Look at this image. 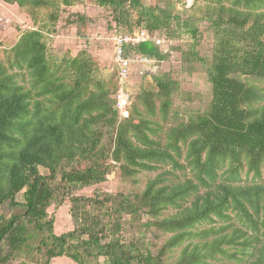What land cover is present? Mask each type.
I'll list each match as a JSON object with an SVG mask.
<instances>
[{
  "label": "trees",
  "instance_id": "1",
  "mask_svg": "<svg viewBox=\"0 0 264 264\" xmlns=\"http://www.w3.org/2000/svg\"><path fill=\"white\" fill-rule=\"evenodd\" d=\"M1 1L16 5L37 28L23 31L0 61V204L22 210L0 215V264L20 252L37 264L56 257L75 264H165L177 248L173 264H264V92L254 84H264V0L206 6L210 101L202 113L174 124L167 121L177 82L152 78V89H140L128 117L118 120L114 86L97 77L90 55L49 59L45 35L61 8L77 0ZM95 2L110 9L126 30L121 35L165 31L178 20L136 0ZM129 53L156 62L166 57L151 40L127 46ZM183 56L197 54L191 48ZM112 162L132 184L142 172L168 170L139 192L70 195L102 183ZM173 171L188 176L168 179ZM242 171L251 174L249 182H241ZM65 199L72 229L56 235L46 209ZM146 232L168 237L155 247Z\"/></svg>",
  "mask_w": 264,
  "mask_h": 264
},
{
  "label": "rangeland",
  "instance_id": "2",
  "mask_svg": "<svg viewBox=\"0 0 264 264\" xmlns=\"http://www.w3.org/2000/svg\"><path fill=\"white\" fill-rule=\"evenodd\" d=\"M145 7L158 6L168 10L172 15H177L178 20L170 25V28L161 32H147V37L156 43L157 47L166 53V57L152 65L130 63L126 90L132 99L142 88L152 89V78L171 79L178 84L177 91L172 97L171 111L167 124L185 121L202 113L210 101V85L206 78V68L210 63L212 49V32L209 22L204 18L206 6L213 0H136ZM80 16L82 20H76ZM131 21L134 23L136 12L130 11ZM186 21L190 28L195 29L196 35L192 37L188 27L183 25ZM28 15L20 11L16 5L5 4L0 0V61L3 60L5 51L11 48L19 35L26 30L36 29ZM139 31V30H138ZM126 33L112 18L110 9L100 7L95 0H77L72 6L62 7L53 32L45 35L47 56L50 60L59 63L65 57H74L80 51L90 55L96 66V75L112 89L114 86V37ZM173 34V37H172ZM193 49L197 57L185 59L184 53L189 54ZM19 79V78H18ZM251 82L250 79H243ZM264 92V84L254 82ZM133 101V100H132ZM132 103V102H131ZM182 162V161H180ZM168 170L163 166L155 172H142L136 176L137 183L132 184L123 179L118 172L117 165L112 162V167L105 180L97 185L82 189H73L70 195L90 197L95 191L109 194L119 192L133 193L143 189L145 182L153 178L157 173ZM40 173L46 174L42 169ZM179 171H173L172 175H166L171 180H181L184 177ZM251 174L246 176L241 172V182L250 181ZM264 181V174L261 179ZM20 191L15 196L16 202H22ZM19 207L10 208L7 202L0 204V215L21 214ZM46 213L53 219L52 230L60 235L72 229L68 215L67 199L61 205L51 204ZM133 233L127 229L126 239L132 238ZM151 233L145 234L148 243L161 246L168 235H159L154 238ZM180 248L174 249L166 255L165 264H173L178 256ZM6 264H37L30 260L25 253H18ZM51 264H75L65 257H56ZM212 264H236L233 261L216 260Z\"/></svg>",
  "mask_w": 264,
  "mask_h": 264
},
{
  "label": "built area",
  "instance_id": "3",
  "mask_svg": "<svg viewBox=\"0 0 264 264\" xmlns=\"http://www.w3.org/2000/svg\"><path fill=\"white\" fill-rule=\"evenodd\" d=\"M150 40L147 37V32L143 30L133 31L129 35H115L114 37V67L116 75L114 77V91L112 98L115 101V108L117 111L118 120H122L129 115V106L132 100L131 94L126 90L125 82L127 80L130 63H137L141 65H152L156 61L153 58L138 54H126V47L134 44ZM156 44V43H155Z\"/></svg>",
  "mask_w": 264,
  "mask_h": 264
}]
</instances>
